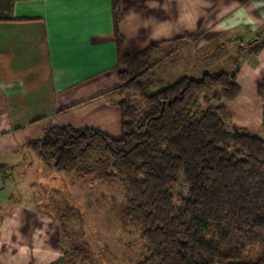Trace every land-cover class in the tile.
Listing matches in <instances>:
<instances>
[{
    "label": "crops",
    "instance_id": "1",
    "mask_svg": "<svg viewBox=\"0 0 264 264\" xmlns=\"http://www.w3.org/2000/svg\"><path fill=\"white\" fill-rule=\"evenodd\" d=\"M120 11L125 53L158 44L149 75L157 90L181 76L219 72L210 68L225 65L226 51L214 55L213 47L230 41L243 50L236 55L239 93L213 105H226L230 129L261 136L264 45L254 53L248 44L263 29L264 0H120ZM234 58L225 61L233 66ZM116 61L112 0H0V173L29 172L36 179L30 186H61L60 175L72 171L57 172L28 145L50 125L119 138V107L102 95L118 85ZM13 173L0 180V264H64L57 216L34 194L31 204L5 196Z\"/></svg>",
    "mask_w": 264,
    "mask_h": 264
},
{
    "label": "trees",
    "instance_id": "2",
    "mask_svg": "<svg viewBox=\"0 0 264 264\" xmlns=\"http://www.w3.org/2000/svg\"><path fill=\"white\" fill-rule=\"evenodd\" d=\"M112 11L119 82L102 95L119 107L121 136L50 125L28 145L59 173L91 159L99 170L113 169L128 195L125 218L145 243L138 264H264V139L230 129L225 104L191 114L202 94L231 100L239 93L238 57L232 72L181 76L152 91L149 75L156 62L151 55L158 44L125 53L118 30L120 0H112ZM263 45L264 39L248 48L256 53ZM258 92L264 94V82ZM262 119L264 126V107ZM179 177L186 193L176 198ZM249 247L260 256L247 263Z\"/></svg>",
    "mask_w": 264,
    "mask_h": 264
},
{
    "label": "rangeland",
    "instance_id": "3",
    "mask_svg": "<svg viewBox=\"0 0 264 264\" xmlns=\"http://www.w3.org/2000/svg\"><path fill=\"white\" fill-rule=\"evenodd\" d=\"M263 39L264 25L256 42ZM217 42L219 43L218 40ZM233 44L226 41L223 49L212 48L214 55L226 51L222 61L225 65L212 66L214 68L210 69L223 71L226 67L231 68L228 72L235 69L236 66H231V61L225 60L232 56L236 58L243 50L236 51L235 46H231ZM217 62L220 61H216L215 64ZM155 87H157L155 84L152 86L150 84L153 91L157 90ZM211 94L212 92L202 94L196 99L192 115H199L207 106L219 102L212 99ZM140 105L145 106L143 101ZM260 137L264 139V131ZM87 168L91 170L85 173L83 170ZM11 173L13 171L3 170L0 173V180H3V175L9 177ZM26 174L28 175L23 178L19 176L18 170L12 174L9 184L11 189L4 192L5 196H9L12 201L19 199L31 204L29 199L34 194L43 208L57 216L59 224L56 227L67 250L64 264H136L142 259L146 252L145 243L139 229L125 218L128 195L109 165H105V170L102 171L96 167L95 160L91 159L81 164L76 171L60 175L62 183L59 187L38 184L30 186L29 182L36 179L29 172ZM29 176L31 178H26ZM173 189L176 198L186 193V185L181 177ZM259 256L257 248L249 247L245 251L243 261L254 262ZM117 258L119 259L116 260Z\"/></svg>",
    "mask_w": 264,
    "mask_h": 264
}]
</instances>
